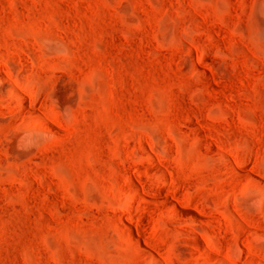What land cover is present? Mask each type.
Returning a JSON list of instances; mask_svg holds the SVG:
<instances>
[{
	"label": "rangeland",
	"instance_id": "obj_1",
	"mask_svg": "<svg viewBox=\"0 0 264 264\" xmlns=\"http://www.w3.org/2000/svg\"><path fill=\"white\" fill-rule=\"evenodd\" d=\"M0 264H264V0H0Z\"/></svg>",
	"mask_w": 264,
	"mask_h": 264
},
{
	"label": "bare ground",
	"instance_id": "obj_2",
	"mask_svg": "<svg viewBox=\"0 0 264 264\" xmlns=\"http://www.w3.org/2000/svg\"><path fill=\"white\" fill-rule=\"evenodd\" d=\"M183 216H184V215H183ZM185 216H188V215H185ZM185 216H184V217H185ZM186 218H187V217H186Z\"/></svg>",
	"mask_w": 264,
	"mask_h": 264
}]
</instances>
